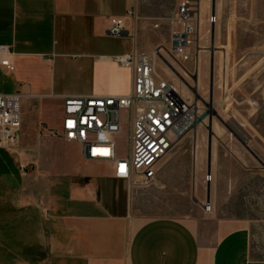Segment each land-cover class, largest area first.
I'll return each instance as SVG.
<instances>
[{"label":"crops","instance_id":"crops-1","mask_svg":"<svg viewBox=\"0 0 264 264\" xmlns=\"http://www.w3.org/2000/svg\"><path fill=\"white\" fill-rule=\"evenodd\" d=\"M176 3L0 0V45L10 48L12 65L11 70L0 67V75L23 72L36 76L35 83L16 82L13 92L0 94L18 92L23 111L31 103L44 111L59 106L58 129L64 97L128 94L131 71L110 59L124 52L109 53L103 48V41L110 37L106 34L109 19H124L126 29L132 30L127 10L144 16L147 6L170 11V5L175 7ZM199 6L200 12L206 8L202 9L201 0ZM207 8L216 17L210 26L211 41L224 49L236 48L240 60L264 49V0H212ZM207 12L201 18H206ZM144 26L146 23H140L135 29ZM135 39H131V49H149L148 44ZM56 75L58 79L72 78L81 87L56 88ZM42 76L52 81L45 83ZM55 146L74 147V152L66 170L57 174L62 194L57 196L48 189L47 197L34 203L38 230L32 264H264L263 253L243 222L218 221L212 242L204 238L196 221L154 218L139 222L130 213V184L113 177L111 164L83 158L77 144L65 143L59 137H50L44 149L46 159ZM98 163L105 165L103 171L97 168ZM48 170L45 161L44 176L52 175ZM206 204L210 206L208 199Z\"/></svg>","mask_w":264,"mask_h":264},{"label":"rangeland","instance_id":"rangeland-1","mask_svg":"<svg viewBox=\"0 0 264 264\" xmlns=\"http://www.w3.org/2000/svg\"><path fill=\"white\" fill-rule=\"evenodd\" d=\"M211 2L201 0L202 9L206 8L200 12L201 25L187 58L176 63L164 55L167 64L156 61L159 76L173 81L192 100L195 116L203 123L199 122L177 142L160 163L153 182L129 185L130 213L139 222L154 218L196 221L210 242L218 221L243 222L264 256V49H256L253 57L240 60L236 48L224 49L211 41V28L204 22L206 18H201ZM175 7L170 5V11H165L147 6L144 16L167 18ZM134 35L137 41L149 45L144 51L166 48L169 28L162 26L153 31L144 26L135 29ZM131 47L128 37H107L103 41L109 53L118 54ZM17 74L0 75V92H13L16 82L35 83L36 76ZM42 79L45 83L52 81L50 77ZM222 80L226 85L224 94L218 88ZM54 82L56 88L81 87L74 79H58L57 75ZM48 109L44 111L33 103L26 106L17 146L0 150V264H32L38 230L34 203L47 197L48 189L57 196L62 194L63 184L57 174L71 163L74 147L55 146L46 159L48 131L59 130L60 117L59 106ZM128 134L129 130L124 129L116 138L121 156L128 152ZM45 161L50 176H44L42 171ZM97 168L103 171L105 165L98 163ZM207 196L210 211L204 212Z\"/></svg>","mask_w":264,"mask_h":264},{"label":"built area","instance_id":"built-area-1","mask_svg":"<svg viewBox=\"0 0 264 264\" xmlns=\"http://www.w3.org/2000/svg\"><path fill=\"white\" fill-rule=\"evenodd\" d=\"M147 3L154 0H137ZM200 0H177L173 14L156 19L138 15L133 9L126 12L132 30L121 18H110L106 34L113 38L135 40L137 24L146 23L153 31L169 28L167 47L150 51L132 48L111 57V61L132 74L131 88L124 96H76L62 99L61 124L48 136L59 137L65 143L77 144L83 158L109 163L113 177L148 185L155 180L160 163L172 153L177 142L193 128V103L171 80L162 78L156 61L167 64L164 55L176 63L184 61L195 44L200 22ZM216 21L208 12L206 23ZM0 67L11 70V50L0 45ZM225 82L218 88L225 93ZM124 115V116H123ZM22 96L18 93L0 94V150L15 148L20 140ZM129 130L128 152L121 156L116 138ZM210 176L208 177V179ZM204 210L210 206L205 204Z\"/></svg>","mask_w":264,"mask_h":264},{"label":"water","instance_id":"water-1","mask_svg":"<svg viewBox=\"0 0 264 264\" xmlns=\"http://www.w3.org/2000/svg\"><path fill=\"white\" fill-rule=\"evenodd\" d=\"M210 63H212V56H210ZM210 159H211V143H208V168L207 172L210 170ZM208 199V196H207Z\"/></svg>","mask_w":264,"mask_h":264},{"label":"bare ground","instance_id":"bare-ground-1","mask_svg":"<svg viewBox=\"0 0 264 264\" xmlns=\"http://www.w3.org/2000/svg\"><path fill=\"white\" fill-rule=\"evenodd\" d=\"M199 2H200V1H199ZM217 103H218V102H217ZM214 106H215V105H214ZM196 113H197V112H195V111L193 110V114H194V123H193V128H192L191 130H193L194 127H195V125L199 124V122H200V123H203V121H199V118L195 116ZM209 119H210V118H209ZM240 127H241V126H240ZM238 130H240V129H238ZM209 179H211V176H210ZM207 181H208V177H207Z\"/></svg>","mask_w":264,"mask_h":264}]
</instances>
